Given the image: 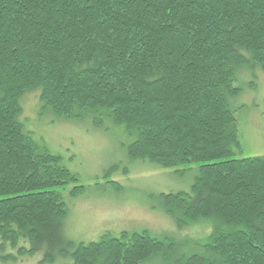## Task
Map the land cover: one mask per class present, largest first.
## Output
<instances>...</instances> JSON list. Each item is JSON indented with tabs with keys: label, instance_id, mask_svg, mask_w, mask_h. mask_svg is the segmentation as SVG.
I'll return each instance as SVG.
<instances>
[{
	"label": "trees",
	"instance_id": "1",
	"mask_svg": "<svg viewBox=\"0 0 264 264\" xmlns=\"http://www.w3.org/2000/svg\"><path fill=\"white\" fill-rule=\"evenodd\" d=\"M255 70L264 0H0V262L143 264L179 247L147 229L66 237L77 177L25 129L22 99L38 92L59 120L123 125L130 162L198 164L189 190L158 195L176 226L211 227L175 264H264V155L232 157L237 80Z\"/></svg>",
	"mask_w": 264,
	"mask_h": 264
},
{
	"label": "rangeland",
	"instance_id": "2",
	"mask_svg": "<svg viewBox=\"0 0 264 264\" xmlns=\"http://www.w3.org/2000/svg\"><path fill=\"white\" fill-rule=\"evenodd\" d=\"M241 95L233 100L240 128V148L233 147L232 157L264 155V71L239 75ZM21 120L40 146L61 157L77 180L62 190L68 214L64 234L76 242L98 240L105 232L123 230L151 231L162 239H175L179 247L164 257L158 255L143 264H175L179 258L200 251L195 240L210 231L200 222L180 228L162 210L161 192L189 190L198 164L161 169L150 163L131 161L127 157L130 138L123 125L107 119L96 126L93 119L83 122L57 119L52 113H41L38 92H28L22 99ZM188 169L183 174L182 169ZM180 170V171H177ZM84 188L72 194L75 186ZM188 243H184L186 241ZM41 254L27 257L20 264H42ZM0 264H10L1 263ZM65 264L60 260L58 263Z\"/></svg>",
	"mask_w": 264,
	"mask_h": 264
}]
</instances>
